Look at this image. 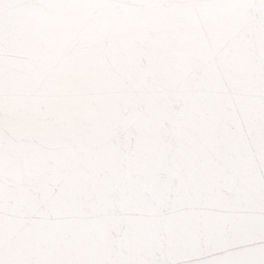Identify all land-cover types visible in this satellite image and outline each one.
<instances>
[{
  "label": "snow or ice",
  "instance_id": "1",
  "mask_svg": "<svg viewBox=\"0 0 264 264\" xmlns=\"http://www.w3.org/2000/svg\"><path fill=\"white\" fill-rule=\"evenodd\" d=\"M0 264H264V0H0Z\"/></svg>",
  "mask_w": 264,
  "mask_h": 264
}]
</instances>
